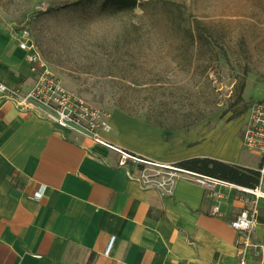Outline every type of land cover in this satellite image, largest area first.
I'll return each mask as SVG.
<instances>
[{
  "label": "crops",
  "instance_id": "1",
  "mask_svg": "<svg viewBox=\"0 0 264 264\" xmlns=\"http://www.w3.org/2000/svg\"><path fill=\"white\" fill-rule=\"evenodd\" d=\"M18 33L0 13V83L27 91L34 76ZM243 130L235 121L169 131L121 116L104 136L165 171L190 158L260 170L264 161L243 146ZM119 158L0 100V264H239V235L230 225L243 209L238 186H204L182 170L171 191L145 187L117 166ZM40 185L43 200H31ZM253 239L264 244V198ZM249 261L264 264V255Z\"/></svg>",
  "mask_w": 264,
  "mask_h": 264
},
{
  "label": "rangeland",
  "instance_id": "2",
  "mask_svg": "<svg viewBox=\"0 0 264 264\" xmlns=\"http://www.w3.org/2000/svg\"><path fill=\"white\" fill-rule=\"evenodd\" d=\"M75 1L0 0V13L112 127L121 116L187 130L245 126L264 103V0H140L116 14L67 6Z\"/></svg>",
  "mask_w": 264,
  "mask_h": 264
},
{
  "label": "built area",
  "instance_id": "3",
  "mask_svg": "<svg viewBox=\"0 0 264 264\" xmlns=\"http://www.w3.org/2000/svg\"><path fill=\"white\" fill-rule=\"evenodd\" d=\"M21 40L20 48L28 52V61L34 82L27 91L17 87L11 88L0 83V100H6L27 113L35 114L50 121L57 128L69 131L76 136L85 147H103L117 152L120 156L117 166L123 167L128 174L145 187H154L171 191L174 179L182 169L170 167L169 171L152 165L149 161L124 151L104 136L111 131L110 116L102 109L92 105L82 96L70 91L63 79L42 61L36 46L31 42L28 30L18 33ZM243 146L256 151L264 161V103H255L247 114L242 136ZM143 165L144 169L138 166ZM148 168H153V173H148ZM194 174V173H192ZM260 182L252 189H238L244 194L243 209L236 219L230 222L232 228L238 233L236 247L238 249L239 264H250L249 257L261 260L264 255V244L256 243L253 239L257 224L259 201L264 198L263 180L264 167L260 169ZM198 183L208 185L218 180L197 175ZM221 182V181H220ZM225 183V182H221ZM47 187H40L30 197L31 200L41 202L46 194ZM220 207L215 208L219 212ZM117 242L113 236L108 241L105 255L110 257Z\"/></svg>",
  "mask_w": 264,
  "mask_h": 264
},
{
  "label": "trees",
  "instance_id": "4",
  "mask_svg": "<svg viewBox=\"0 0 264 264\" xmlns=\"http://www.w3.org/2000/svg\"><path fill=\"white\" fill-rule=\"evenodd\" d=\"M148 1L144 3L147 5ZM67 6H100L102 12L113 14L132 11L141 6L140 0H77ZM197 42L192 38V46H197ZM196 48V47H195ZM244 90V85L242 92ZM152 124L164 128L169 131L186 129L185 125L178 127H168L159 119L151 121ZM174 167L197 175L209 177L221 182L229 183L241 188L252 189L258 186L261 178L260 170L244 168L238 165L228 164L222 161L211 158H190L177 163ZM139 169H144L143 165L138 166Z\"/></svg>",
  "mask_w": 264,
  "mask_h": 264
}]
</instances>
